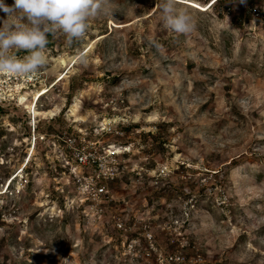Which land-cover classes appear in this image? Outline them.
Wrapping results in <instances>:
<instances>
[{
    "label": "rangeland",
    "instance_id": "obj_1",
    "mask_svg": "<svg viewBox=\"0 0 264 264\" xmlns=\"http://www.w3.org/2000/svg\"><path fill=\"white\" fill-rule=\"evenodd\" d=\"M156 3L110 0L83 40L54 35L36 77L0 76V264H264V0L180 2L186 35ZM73 137L115 152L102 211L70 176Z\"/></svg>",
    "mask_w": 264,
    "mask_h": 264
},
{
    "label": "clouds",
    "instance_id": "obj_2",
    "mask_svg": "<svg viewBox=\"0 0 264 264\" xmlns=\"http://www.w3.org/2000/svg\"><path fill=\"white\" fill-rule=\"evenodd\" d=\"M155 7L165 28L185 35L194 30L195 19L180 0H157ZM0 10L7 14L0 26V76L25 78L47 66L49 35L62 33L70 46L86 37L92 19L113 14L110 0H14L12 6L0 0ZM21 51L27 54L18 56Z\"/></svg>",
    "mask_w": 264,
    "mask_h": 264
},
{
    "label": "built area",
    "instance_id": "obj_3",
    "mask_svg": "<svg viewBox=\"0 0 264 264\" xmlns=\"http://www.w3.org/2000/svg\"><path fill=\"white\" fill-rule=\"evenodd\" d=\"M213 1L206 6H210ZM66 142L65 147L69 149V152L65 150L63 152L66 164L70 166L69 173L72 180L75 181L82 194H84L89 208L94 209V211H102L103 204L111 201V189L107 186L106 180H113L119 175L116 166L117 161L113 156L115 152L108 149L101 153L98 149L93 150L94 147L91 148L90 145L82 146L81 143H77L75 137L69 138ZM90 169L93 170L90 171ZM114 225L123 232L132 229V226L124 223L120 217H115ZM147 226V224L144 226L142 235L145 239L151 240L153 234L147 229ZM138 244L137 239H131L127 246L132 251L136 250ZM175 260H178V257H175Z\"/></svg>",
    "mask_w": 264,
    "mask_h": 264
},
{
    "label": "trees",
    "instance_id": "obj_4",
    "mask_svg": "<svg viewBox=\"0 0 264 264\" xmlns=\"http://www.w3.org/2000/svg\"><path fill=\"white\" fill-rule=\"evenodd\" d=\"M199 1H201V2H204V3H206L205 5H207V4H209L211 1H213V0H199ZM225 1H228V0H214L211 4H210V8L212 7L213 9H216V8H218L219 6H220V4H222V3H225ZM231 4V3H230ZM209 8V9H210ZM227 8H229L230 10H232L233 8H234V4H233V7H232V5H230V6H227ZM53 38H54V36L53 35H49V37H48V39H49V44L47 45V46H53ZM65 75L63 74L61 77H60V79L61 78H63ZM58 119H54V120H57V121H59V120H61V116H59V117H57ZM60 126V125H59ZM61 127V126H60ZM125 127V125L123 124L122 126H121V128H124ZM37 128V127H36ZM36 128H35V130H36ZM127 128V127H126ZM60 130V129H59ZM56 131H58V129H54V127H50L49 126V129H48V131L46 132L48 135H51V134H53V132H56ZM147 136H150V138L153 140V142H152V144H154V145H156V146H158L160 149H163V144H164V142L162 141V140H160V136H159V134L158 133H148V135ZM63 169H61V171H62ZM86 172V171H85ZM88 172V171H87ZM16 177H17V175L15 176V177H13L12 179H13V181L16 179ZM11 179V178H10ZM114 229L116 230V232L117 233H121L122 232V230H120V229H118L117 228V226L116 225H114ZM125 234H126V236H128V238L130 239V238H133V236H135V234H131L130 233V231H127V232H125Z\"/></svg>",
    "mask_w": 264,
    "mask_h": 264
},
{
    "label": "bare ground",
    "instance_id": "obj_5",
    "mask_svg": "<svg viewBox=\"0 0 264 264\" xmlns=\"http://www.w3.org/2000/svg\"><path fill=\"white\" fill-rule=\"evenodd\" d=\"M180 2L185 3V4L192 5L193 7H196V8H198V9L202 10V11H207V10H208V9H205V6H206L205 4H200V3H198V2L187 1V0H186V1H185V0H180ZM64 77H65V76H64ZM64 77L61 78L59 81L63 80ZM59 81H58V82H59ZM49 91H50V89L44 88V91H43L44 93H42L41 95H39V96L37 97V99H34V100H33V102H32V104H31L30 107L33 108L34 113L36 112V111H35V107H36V104H37L39 98H40L41 96H43L45 93L49 92ZM39 94H40V93H39ZM26 101H27V99H26L25 97H23L21 102L24 103V102H26Z\"/></svg>",
    "mask_w": 264,
    "mask_h": 264
}]
</instances>
